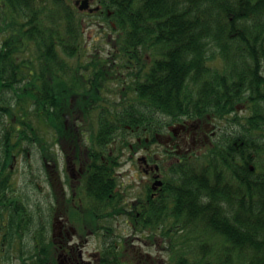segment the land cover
Listing matches in <instances>:
<instances>
[{"label":"trees","instance_id":"1","mask_svg":"<svg viewBox=\"0 0 264 264\" xmlns=\"http://www.w3.org/2000/svg\"><path fill=\"white\" fill-rule=\"evenodd\" d=\"M101 3L106 6V1ZM108 4L110 25L119 32L118 56L157 58L155 71L141 81L133 76L137 93L121 97L119 103L94 90L88 94L85 81L76 77L80 63L70 59L84 55L80 47L53 46L55 41L72 42L78 32L79 23L70 21L67 35L59 29L63 27L59 11L65 14L69 7L59 0H29L27 7L29 23L36 33L45 34L46 46L37 50L44 64L31 68L44 74L48 133L54 142L60 138L79 145L77 134L89 124H65L75 120L76 108L84 119L93 115L103 123H124L91 124L96 153L85 194L93 201L90 228L102 238L97 263L264 264V0H108ZM15 6L19 7L17 1ZM93 66V73H111L100 62ZM241 106L248 113L229 118ZM162 116L167 121L228 120L229 129L221 133L233 134L207 146L200 157L193 155L187 163L163 169L158 193L152 196L145 183V196L123 209L116 166L106 168L98 156L102 142L107 135L133 129L144 143L154 127L162 132L173 125ZM123 211L132 229L141 234L137 239L166 252L165 260L132 244L134 234L113 237L103 221ZM53 223L52 219L31 264H59L56 245L62 238Z\"/></svg>","mask_w":264,"mask_h":264},{"label":"flooded vegetation","instance_id":"2","mask_svg":"<svg viewBox=\"0 0 264 264\" xmlns=\"http://www.w3.org/2000/svg\"><path fill=\"white\" fill-rule=\"evenodd\" d=\"M104 1L106 6L101 0H59L60 5L63 3L69 7L65 14L62 9L59 11L58 18L63 25L59 29L67 35L69 21L79 23V27L77 34L72 35V42L62 44L55 41L53 46L96 49L89 51L91 56L78 58L80 65L75 66L79 71L76 77L85 81L88 94L92 90L99 97L105 93L109 95L108 99L119 103L121 97L137 93L138 81L134 84L133 76L135 80L141 81L143 75L151 74L156 70L153 65L157 58L146 55L143 61L140 57L118 56L119 32L114 25H110L111 10L108 0ZM28 6L29 0H0V264H31L32 257L36 259V246L40 248L47 230L48 167L55 169L58 161L54 160L53 155L48 158L44 74L33 71L37 63L40 67L44 64V58L38 55L37 50L46 46L45 34L36 33V27L29 23ZM97 49H104L105 52ZM7 54V57H2ZM125 61L127 64L124 63L123 66L122 62ZM96 62L102 63V69L111 73H93V64ZM74 111L75 120L65 124L89 126L83 128V134H77L80 141L77 147L74 144L68 145L60 138L54 142L60 147V157L67 174V177L63 178L58 176L62 204L68 198V202L72 203L71 198L76 195L80 200L84 197L89 201L85 188L90 164L96 153L94 128L91 124H124L117 121L103 123L93 115L84 119L77 114L80 109L76 108ZM155 113L158 121L160 115L158 111ZM213 120L211 117L182 121H174L172 118L169 120L172 122H165L173 125L163 128L162 132L154 127V133L145 137L144 143L139 132L133 129L129 132L114 133L111 137L107 135L104 143L102 142L104 151L99 150L98 156L106 168L110 165L116 166L119 190L123 186L120 181V169L128 165L144 175L142 182L150 185L151 194L154 196L163 184V169H170L174 163H187L193 155L200 157L207 146L213 147L221 138L233 134H222V127L214 124ZM74 127L80 128L78 125ZM233 144L236 146L237 141ZM156 180L162 183L156 184ZM119 196L123 209L130 208L137 202L136 199L132 203H123L121 190ZM58 211L55 216L53 214L52 219L54 231L57 230L62 238L56 245L59 264H98L102 239L97 240L94 252L86 256L80 248L81 245L73 244L71 240L77 237L79 241H83L87 235L77 234L78 231L73 225L67 227L66 222L57 218L58 215L62 216L64 211L59 208ZM123 217L125 223L131 225L126 215ZM87 234L96 237L91 228H87ZM120 235L113 230V237ZM39 256L44 257L41 253Z\"/></svg>","mask_w":264,"mask_h":264},{"label":"rangeland","instance_id":"3","mask_svg":"<svg viewBox=\"0 0 264 264\" xmlns=\"http://www.w3.org/2000/svg\"><path fill=\"white\" fill-rule=\"evenodd\" d=\"M82 49V54L88 56V54H90L89 51H95L96 49H86V48H80ZM98 50V49H97ZM100 52H105L104 49L98 50ZM80 52V53H81ZM82 55V59L84 58ZM79 57H73V59L71 58L70 61L71 62H75L78 63V58ZM219 60V59H218ZM217 60V61H218ZM84 61V60H83ZM102 98L108 99L109 95L103 93ZM239 113H231V115H229L230 117H233V114L235 115V117L237 116H245L248 112L247 110H244V107H240L238 109ZM164 121H167V118L163 119ZM214 124H220L221 127H229L228 125V120H213ZM48 128V127H47ZM238 128V127H237ZM47 132H49V130H47ZM53 134L52 133H48L47 134V145L49 148L50 153L53 155V157L55 158L54 160H58L57 164L54 168L48 167V177H47V182H46V227H51V220L53 218V214L55 216L56 212L58 211V208L61 209L62 211V216L58 215V219L64 221V223L66 222L67 224H65L67 227H70L71 224H73V228H75L78 232L77 234H83L84 236H86L85 240L83 241H79L77 237H73L71 240V243L76 244V245H81L80 248L82 249L83 253L88 256L91 255L94 252L97 240H100V236L97 237L99 239H97L96 237H93L92 235H88L87 234V228L91 227L92 224V220H93V208L91 207L92 205L90 203H92L93 201H88L86 198L82 197V200H80V197L78 195H76L75 197L71 198L72 203L68 202L70 200V198L67 199V201L63 202V204L61 203V189H60V185H59V179L58 176L60 177H67V174L64 170V162L62 160V158L60 157V147L58 148V146H56L54 144V139L52 138ZM159 150H162V146L159 147ZM57 157V158H56ZM52 163V162H49ZM120 181L123 183V186L120 188L121 190V194L123 195V203H132L133 201H135L137 198H142L145 196V183L142 182L144 181V175L138 171L137 169H135V167H131L126 165L125 167H122V169H120ZM120 190H117V194H120ZM70 195V194H69ZM86 195V194H85ZM58 198V199H57ZM88 198V197H87ZM56 201H58L59 203L57 204ZM62 205H61V204ZM54 208V211H53ZM108 213L110 212V208H108ZM107 210V209H106ZM105 210V211H106ZM107 213V214H108ZM61 216V217H60ZM65 218V220H63ZM125 218L123 216H120L118 214H113L110 216H105V220L103 221V224L105 226H107L109 229L114 230L116 233H121L122 235H128L132 230L128 229L127 224L125 223ZM65 226V227H66ZM51 233V232H50ZM132 244H134L136 247L137 246H141L139 247L141 250L148 252L150 254V256L152 257H157V258H163V260L166 259V252L158 249H155V246H148V245H144L142 242H136L133 241ZM86 256H84V258H86ZM92 260V259H90ZM161 264H165V261Z\"/></svg>","mask_w":264,"mask_h":264},{"label":"water","instance_id":"4","mask_svg":"<svg viewBox=\"0 0 264 264\" xmlns=\"http://www.w3.org/2000/svg\"><path fill=\"white\" fill-rule=\"evenodd\" d=\"M155 183H156V184H161V181L157 180Z\"/></svg>","mask_w":264,"mask_h":264}]
</instances>
